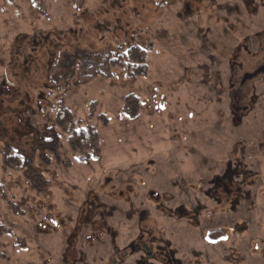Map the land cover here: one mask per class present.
<instances>
[{"label": "rangeland", "instance_id": "obj_1", "mask_svg": "<svg viewBox=\"0 0 264 264\" xmlns=\"http://www.w3.org/2000/svg\"><path fill=\"white\" fill-rule=\"evenodd\" d=\"M36 1L0 0V159L35 176L0 170V264H264V0ZM134 47L146 78L78 84ZM61 103L99 159L40 162Z\"/></svg>", "mask_w": 264, "mask_h": 264}, {"label": "trees", "instance_id": "obj_2", "mask_svg": "<svg viewBox=\"0 0 264 264\" xmlns=\"http://www.w3.org/2000/svg\"><path fill=\"white\" fill-rule=\"evenodd\" d=\"M76 2L79 6L84 5L85 0H66ZM34 10L39 16H45L46 10L43 4L35 0ZM97 61L94 60L91 66V74L81 75L78 84L87 85L97 78H113L116 71H121L124 78L130 83H135L139 79L148 76V63L146 52L142 48H131L125 50L121 48L117 53H108L102 61L105 71H99L96 67ZM94 108V105L91 107ZM98 120L103 126L108 124V119L100 115ZM55 129H48L42 138L37 150L39 151V160L45 166H56L70 168L72 161L69 158H63L60 154L61 136L66 137L70 152L79 163H88L99 159L101 149L99 138L96 131L90 127L80 125L70 110L64 104H59L55 109L54 117ZM0 170L3 175L21 173L27 181H33L35 176L31 168V160L23 153L10 147H6L1 155ZM0 198L6 199V193L0 183ZM214 232V233H213ZM213 235L219 236L220 232L213 231Z\"/></svg>", "mask_w": 264, "mask_h": 264}]
</instances>
